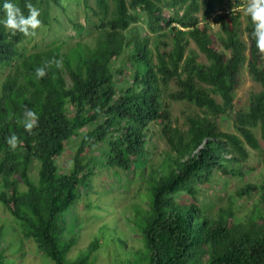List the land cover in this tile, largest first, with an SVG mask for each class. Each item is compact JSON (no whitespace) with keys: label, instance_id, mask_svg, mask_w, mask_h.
<instances>
[{"label":"trees","instance_id":"obj_1","mask_svg":"<svg viewBox=\"0 0 264 264\" xmlns=\"http://www.w3.org/2000/svg\"><path fill=\"white\" fill-rule=\"evenodd\" d=\"M95 1L94 45L80 42L66 49L59 44L24 54L19 46L33 37L13 36L0 24V67L16 63L15 71L0 82V202L19 221L26 238L35 240L54 264H96L90 257L100 248L98 242L87 256L69 259L77 241L61 242L60 216L90 188L92 153L107 144L110 168L132 172L143 167L145 175L149 172L152 194L143 224L136 223V215L133 220L143 246L126 248L130 254L121 264H264V182L240 192L259 196L258 206L244 222H235L231 212L207 215L197 202L182 200L185 194L196 196L197 185L210 182L217 171L243 176L247 146L261 148L256 130L264 143V90L252 96L247 111L237 114L239 135L219 127L220 118L235 110L245 64L264 88V54L258 53L251 37L254 25L249 17L247 43L241 30L243 11L235 10L249 0H235L237 8L231 10L226 2L234 0H172L173 13L164 0ZM4 2L0 0V19ZM11 2L25 15L26 2L38 8L41 28L55 21V7L66 11L63 0ZM141 14L146 18L145 33L132 30ZM214 14L213 23H206ZM213 25L219 26V33L213 32ZM191 42L206 56L207 64L199 62L194 51L187 55ZM53 59L62 61V69L49 64L47 75L37 80L35 69ZM127 75L130 84L120 87ZM172 81L177 87L170 95L173 101L205 113L190 117L187 131L174 126L165 107L164 95ZM27 109L38 116L33 134L17 123ZM153 123L162 126L170 152L149 171L146 147ZM85 128L90 130L78 145L72 170L65 173L58 161ZM13 133L21 141L15 150L5 142ZM36 162L38 182L31 177ZM3 236L0 228V246ZM4 258L0 253V264Z\"/></svg>","mask_w":264,"mask_h":264},{"label":"rangeland","instance_id":"obj_2","mask_svg":"<svg viewBox=\"0 0 264 264\" xmlns=\"http://www.w3.org/2000/svg\"><path fill=\"white\" fill-rule=\"evenodd\" d=\"M172 0H164L165 8L173 13L170 7ZM66 11L59 8L53 9L55 21L50 27L40 28L37 35L30 41L19 46V51L24 54L50 49L59 44H65L66 49L83 42L94 45L97 38L93 9L96 1L89 0H63ZM228 9L236 7L235 0L226 2ZM237 8V7H236ZM243 11L241 18V30L243 39L248 43L249 16L246 14V6L235 9ZM183 14V12H182ZM203 14V12H202ZM140 22L133 25V31H148L144 14L140 16ZM216 15L206 19V23L212 24ZM214 33H219L218 25H213ZM145 33V32H144ZM154 47V46H153ZM172 48H163V51ZM194 51L199 55V62L208 63L206 56L199 50L194 42H191L187 55ZM186 55V56H187ZM121 66V62H117ZM16 63L6 64L0 67V82L7 80L15 71ZM130 84V76L119 82L120 87ZM175 81H172L164 95L165 107L170 109L174 126L187 131L190 117L204 116L205 113L187 103L175 102L170 97L176 91ZM264 90L263 86L256 82L249 73L248 63L244 65L240 84L235 92L234 112L222 116L219 120L221 131L238 134L236 117L239 112L247 111L254 94ZM90 129L85 128L73 138L67 146L65 154L59 159V167L65 173H69L74 165V158L79 143ZM257 139L261 143L259 150L247 146L249 159L244 167L243 176H226L216 172L210 182L197 185V194L183 195L184 202H197L207 215L219 216L220 214H233L235 222H244L259 204V196H241L240 192L252 184L264 182V143L260 130L255 131ZM147 169L158 167L162 164L170 146L162 133V126L158 123L151 124L147 143ZM109 146L107 144L97 147L92 157V178L90 188H86L79 195L73 206L60 216L61 226L64 232L60 236L64 241L76 238V245L72 249L69 259L77 260L89 254V249L95 242L100 248L90 257L96 264H121L127 254L126 248L139 249L143 246L138 229L133 224L135 215L136 223L142 225L144 209L148 208L152 194L150 191L149 172L144 174L143 167L132 172L120 169H112L108 164ZM40 164L34 163L31 177L35 182L39 181ZM0 181V195L2 185ZM21 190H26L24 184ZM141 219V221H140ZM140 221V222H139ZM0 228L4 230L0 253L4 255L3 264H54L44 256L35 240L28 239L24 235L19 221H17L0 202ZM124 243L127 244L125 247ZM95 264V263H94Z\"/></svg>","mask_w":264,"mask_h":264},{"label":"clouds","instance_id":"obj_3","mask_svg":"<svg viewBox=\"0 0 264 264\" xmlns=\"http://www.w3.org/2000/svg\"><path fill=\"white\" fill-rule=\"evenodd\" d=\"M25 7L28 11L27 15L24 14L17 4L11 2V0H5L3 3L4 18L0 19V24L6 30H10L13 36L21 33L25 37H35L37 30L42 26L40 19L41 12L30 2H26ZM246 14L251 18L254 25L251 37L255 42V47L258 53L264 54V0H249L246 6ZM49 64H55L58 69H62L63 67L61 60L53 59L47 62L44 67L35 69L37 80L47 75L45 68ZM17 123L21 124L26 132L33 134L34 129L38 127V116L33 110L27 109L23 114V118L18 119ZM5 142L12 150H15L18 144L21 143L15 133L6 137Z\"/></svg>","mask_w":264,"mask_h":264},{"label":"built area","instance_id":"obj_4","mask_svg":"<svg viewBox=\"0 0 264 264\" xmlns=\"http://www.w3.org/2000/svg\"><path fill=\"white\" fill-rule=\"evenodd\" d=\"M248 4V3H247ZM247 4H246V6H247Z\"/></svg>","mask_w":264,"mask_h":264}]
</instances>
